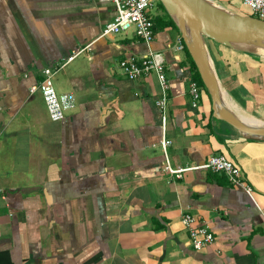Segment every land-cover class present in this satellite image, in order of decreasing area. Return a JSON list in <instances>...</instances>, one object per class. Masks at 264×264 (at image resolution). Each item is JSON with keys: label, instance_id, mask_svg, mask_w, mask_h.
Here are the masks:
<instances>
[{"label": "crops", "instance_id": "crops-1", "mask_svg": "<svg viewBox=\"0 0 264 264\" xmlns=\"http://www.w3.org/2000/svg\"><path fill=\"white\" fill-rule=\"evenodd\" d=\"M153 6L152 19L164 16ZM115 15L108 0H0V264H264V140L213 117L177 27L150 43L133 29L103 36ZM207 43L231 104L264 122V54ZM151 51L164 109L156 73L129 79L119 64ZM74 54L54 75L74 107L52 121L29 87ZM213 154L241 169L252 196L204 166ZM187 213L212 244L193 247Z\"/></svg>", "mask_w": 264, "mask_h": 264}, {"label": "built area", "instance_id": "built-area-1", "mask_svg": "<svg viewBox=\"0 0 264 264\" xmlns=\"http://www.w3.org/2000/svg\"><path fill=\"white\" fill-rule=\"evenodd\" d=\"M116 8V15L108 22L102 31V35L118 33L133 29L138 37L150 43L155 37V29L152 17L149 15L155 0H108ZM250 9V15L264 19V0H243ZM75 54L56 67H45L42 69L43 79L29 87L30 94L39 92L46 104L49 118L52 121H61L65 119L67 112L74 107V98L70 93H59L54 84V75L70 60ZM120 67L129 79H137L142 75L155 72L162 87V96L158 102L164 109L167 103L166 90L168 88L167 78L164 70L163 58L160 53L151 51L142 56H128L120 61ZM190 93L192 96V105L196 106L199 102V85L196 81L190 83ZM170 140H162L166 147ZM205 167L213 171H221L227 174L230 181L235 185L242 187L250 196L253 190L251 185L243 179L241 169L228 159L224 154H213ZM167 169L177 175L185 170L183 168ZM182 223L188 229L191 244L195 249H202L215 241L214 233L207 225L198 223L191 214H184Z\"/></svg>", "mask_w": 264, "mask_h": 264}, {"label": "water", "instance_id": "water-1", "mask_svg": "<svg viewBox=\"0 0 264 264\" xmlns=\"http://www.w3.org/2000/svg\"><path fill=\"white\" fill-rule=\"evenodd\" d=\"M175 22L212 101L213 117L243 137L264 140V122H251L229 105L208 49V40L264 54V19L226 8L215 0H159Z\"/></svg>", "mask_w": 264, "mask_h": 264}, {"label": "trees", "instance_id": "trees-1", "mask_svg": "<svg viewBox=\"0 0 264 264\" xmlns=\"http://www.w3.org/2000/svg\"><path fill=\"white\" fill-rule=\"evenodd\" d=\"M158 6L164 12V16H157L156 18H153L154 29L156 30L158 27L162 29V28L166 27L167 25H173V26L177 27L176 24H175V22L168 15V13L166 12L164 6L162 5V3L160 1H158ZM186 50H187V48H186ZM188 55L190 56L189 52H188ZM192 62H193L194 67L196 69V65H195L194 61H192ZM195 73H196L197 78L200 81V83L203 85V87H205L204 84H203V82H202V80H201V78H200V75H199L197 69H196V72Z\"/></svg>", "mask_w": 264, "mask_h": 264}, {"label": "bare ground", "instance_id": "bare-ground-1", "mask_svg": "<svg viewBox=\"0 0 264 264\" xmlns=\"http://www.w3.org/2000/svg\"><path fill=\"white\" fill-rule=\"evenodd\" d=\"M225 97H226V99H227L229 105L232 106L233 109H235V111L238 112L243 118H245L246 120L251 121V122H257V119L255 120L254 117H252V116H250V115H248V114L242 112V111L240 110V108H239L235 103H232V104H231L230 100L232 101V99L230 98V96L225 95ZM229 99H230V100H229Z\"/></svg>", "mask_w": 264, "mask_h": 264}, {"label": "rangeland", "instance_id": "rangeland-1", "mask_svg": "<svg viewBox=\"0 0 264 264\" xmlns=\"http://www.w3.org/2000/svg\"><path fill=\"white\" fill-rule=\"evenodd\" d=\"M159 1V0H158ZM217 3L225 6L226 8H229L231 10H236V11H240V12H247V10H239L237 9L236 7H234L233 5H231L230 3L228 2H224V1H221V0H215ZM150 11L152 14H157V8L156 6H153L152 8H150ZM38 94H40L39 92H37ZM229 96V95H228Z\"/></svg>", "mask_w": 264, "mask_h": 264}]
</instances>
